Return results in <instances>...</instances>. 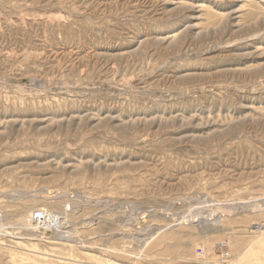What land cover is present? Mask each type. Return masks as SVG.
<instances>
[{
  "label": "rangeland",
  "instance_id": "1",
  "mask_svg": "<svg viewBox=\"0 0 264 264\" xmlns=\"http://www.w3.org/2000/svg\"><path fill=\"white\" fill-rule=\"evenodd\" d=\"M0 264H264V0H0Z\"/></svg>",
  "mask_w": 264,
  "mask_h": 264
},
{
  "label": "built area",
  "instance_id": "2",
  "mask_svg": "<svg viewBox=\"0 0 264 264\" xmlns=\"http://www.w3.org/2000/svg\"><path fill=\"white\" fill-rule=\"evenodd\" d=\"M48 212L36 211L30 216V222L36 227L48 226L49 229H56L58 219L55 215ZM50 216V217H49Z\"/></svg>",
  "mask_w": 264,
  "mask_h": 264
}]
</instances>
